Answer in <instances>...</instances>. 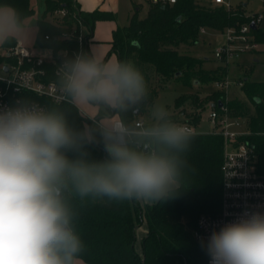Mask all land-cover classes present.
Masks as SVG:
<instances>
[{"label": "clouds", "instance_id": "1", "mask_svg": "<svg viewBox=\"0 0 264 264\" xmlns=\"http://www.w3.org/2000/svg\"><path fill=\"white\" fill-rule=\"evenodd\" d=\"M24 31L16 10L0 8V44ZM56 75L60 100L100 115L80 127L66 111L34 101L0 108V264H78L84 244L74 228L73 198L164 201L177 193L187 166L182 154L191 129L165 108L153 106L139 128L126 119L148 96L133 63L79 53ZM94 145L104 159L90 158ZM206 251L211 264H264V213L213 231Z\"/></svg>", "mask_w": 264, "mask_h": 264}, {"label": "trees", "instance_id": "2", "mask_svg": "<svg viewBox=\"0 0 264 264\" xmlns=\"http://www.w3.org/2000/svg\"><path fill=\"white\" fill-rule=\"evenodd\" d=\"M1 5H9L20 14L21 19L34 12L31 0H0ZM65 10L63 14L59 11ZM241 7L229 11L224 5L200 4L196 0H176L174 3L160 4L151 0L145 17L135 12L126 26L113 30L111 48L108 54H116L118 62H131L149 82L151 71L163 81L177 80L189 87L195 83H211L223 78L228 66L205 68L204 59L188 53H181L179 46L194 45L199 41L200 29L220 32L227 26L238 25L246 19ZM115 20L111 11L83 10L77 0H45L44 16L37 20V48L50 49L55 62L45 64L46 81H57L56 68L68 58L80 52L78 37L82 30V53L88 54V43L98 20ZM16 40L3 43L7 48ZM12 58L0 54V69ZM241 88L255 109L234 98L227 102L233 114L248 118L252 131H264V84L251 81L247 77ZM58 82V81H57ZM28 101H38L45 106H55L66 111L69 120L77 126L87 127L93 118L84 115L67 103H56L48 97L24 91ZM156 90L148 91V96L139 114H129V122L145 121L141 114L151 105ZM225 101V92L211 91L203 98L198 91L185 93L176 98L174 108L187 119L180 123L197 126L206 105ZM191 105L192 110L187 111ZM219 106L216 105V108ZM100 115L95 114L94 119ZM119 117V116H118ZM120 118V117H119ZM172 121H177L169 115ZM179 121V120H178ZM261 148L264 149L263 140ZM91 159L102 160L106 154L102 146H89ZM224 138L213 132L192 134L189 148L182 154L187 166L177 193L164 201L145 203L141 200L81 201L73 198L77 213L74 228L80 236L84 251L79 258L87 264H204L208 258L206 244L193 237L197 218L202 213L216 214L221 207ZM260 169L264 174V156ZM146 230L141 237L140 250L136 248L137 230L142 224Z\"/></svg>", "mask_w": 264, "mask_h": 264}, {"label": "built area", "instance_id": "3", "mask_svg": "<svg viewBox=\"0 0 264 264\" xmlns=\"http://www.w3.org/2000/svg\"><path fill=\"white\" fill-rule=\"evenodd\" d=\"M154 3L167 4L176 0H151ZM213 4L224 5L229 11L234 10L230 0H213ZM61 14L65 10L59 11ZM245 21L238 25L227 26L216 35L221 37L214 48V57L223 66L230 68L236 59L245 53H264V9L258 12L244 13ZM255 24V27L252 26ZM205 32V28L200 29ZM83 34L78 37L82 53ZM3 55L12 58V61L0 69V108L14 107L18 103L28 101L22 93L24 91L38 96L48 97L56 103H62L58 82L46 81L45 64L55 62V55L50 49L29 48L20 41L7 48ZM65 61V60H64ZM63 61V62H64ZM61 62L57 69L62 65ZM7 66L8 70H4ZM217 91L225 92V101L221 106L210 105L209 121L212 129L209 132L217 133L224 138L222 172L221 207L218 213H202L197 218L193 229L196 241L207 243L213 231L240 219L245 214L253 212L264 213V174L260 169L264 149L261 148L262 138L264 145V131H252L247 117L233 114L227 102L232 100L230 89L232 86L241 88L243 81L232 78L229 72L213 82ZM235 98V97H234ZM31 101V100H29ZM38 102V101H34ZM41 106L43 103L38 102ZM142 121L136 125L141 126ZM191 129L192 134L199 133L197 126L181 123ZM204 264H211L208 256Z\"/></svg>", "mask_w": 264, "mask_h": 264}, {"label": "rangeland", "instance_id": "4", "mask_svg": "<svg viewBox=\"0 0 264 264\" xmlns=\"http://www.w3.org/2000/svg\"><path fill=\"white\" fill-rule=\"evenodd\" d=\"M150 0H122L120 10L116 16V23L119 26H126L130 22L131 16L137 12L140 18L146 16L148 11V3ZM200 4H211L213 0H196ZM233 8L241 7L246 12H258L264 9V0H230ZM213 4V3H212ZM9 5H1L0 8ZM31 6L34 8L32 15L24 18L22 21L25 25L24 34L16 40H20L25 46L33 49L36 48V36L38 31L37 20L44 16L45 11V0H31ZM84 35V31L81 32ZM217 32L209 31L205 29V32L200 31L199 41L194 45H181L179 50L181 53H188L196 57L203 58V66L205 68H216L220 65V62L217 61L214 57V48L221 41V37L216 35ZM7 46L0 44V54H4ZM91 55V54H89ZM99 55V54H98ZM100 60L104 63H117L118 58L116 54H100ZM258 58L257 61L254 59ZM236 61L241 62L239 64L232 63L229 68V74L232 75V78H242L247 77L251 81L259 82L264 84V53H245ZM3 74V72H0ZM147 84L148 91L156 90V96L151 105L148 106L145 112L141 114L142 118L145 121H148L150 118L151 110L153 106H162L167 110L169 115L174 118H178L177 121H174L179 124V122H184L187 117L180 115L178 110L174 108V103L176 98L185 93H194L199 92L200 97L203 98L206 94L211 93V91H217V88L213 82L211 83H195L192 87L185 85L184 83L177 80L163 81L161 80L155 72L151 71V77ZM230 96L238 98L239 100L246 102L251 107V110L254 112L255 109L250 105L247 95L242 88L237 86H232L230 89ZM191 105L187 106V111H191ZM210 105H206V108L201 113L200 123L197 125V130L199 132H207L212 129V125L209 121ZM87 112L89 115L95 112V109L82 110ZM95 117V116H94ZM93 117V119H94ZM181 124V123H180ZM146 230V224L143 223L137 230V242L136 248L140 250L141 247V237ZM80 260V259H79ZM80 264H87L82 259L79 261Z\"/></svg>", "mask_w": 264, "mask_h": 264}, {"label": "crops", "instance_id": "5", "mask_svg": "<svg viewBox=\"0 0 264 264\" xmlns=\"http://www.w3.org/2000/svg\"><path fill=\"white\" fill-rule=\"evenodd\" d=\"M77 1L83 10L91 11L94 9H100V10H105V11H111L115 14V17L117 16V13L119 12L120 6L122 3V0H77ZM117 26L119 25L116 23V19L115 20H110V19L98 20L95 23L93 33L89 39L88 54L94 55L98 59H100L101 57L100 54L108 53V51L111 48L110 42L112 40L113 30ZM84 33H86V30H84ZM16 41L18 42L20 40H16ZM254 60L257 61L258 58H255ZM237 64L241 66V62L237 61L236 65ZM98 110L99 109H95V112L91 113L90 115L87 112H84L82 110L81 112L84 115L93 118L95 114L98 112ZM112 118L119 119L118 116H113ZM141 202H144V201L141 200ZM79 259H78V264H80L79 261L81 260Z\"/></svg>", "mask_w": 264, "mask_h": 264}, {"label": "water", "instance_id": "6", "mask_svg": "<svg viewBox=\"0 0 264 264\" xmlns=\"http://www.w3.org/2000/svg\"><path fill=\"white\" fill-rule=\"evenodd\" d=\"M252 26L255 27V24L252 23ZM4 70H6V71L8 70L7 66L4 68ZM222 104H223L222 100H219L217 103H212L211 106H213V107L216 105L221 106Z\"/></svg>", "mask_w": 264, "mask_h": 264}]
</instances>
